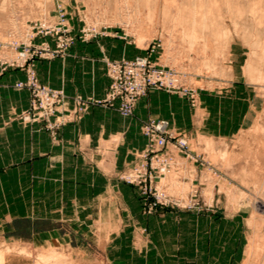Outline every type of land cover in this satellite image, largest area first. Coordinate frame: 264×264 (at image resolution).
I'll return each instance as SVG.
<instances>
[{
	"label": "rangeland",
	"instance_id": "374dc122",
	"mask_svg": "<svg viewBox=\"0 0 264 264\" xmlns=\"http://www.w3.org/2000/svg\"><path fill=\"white\" fill-rule=\"evenodd\" d=\"M5 1L4 8L1 4ZM166 1L0 0V77L9 69L24 72L26 79L16 82L14 88L30 94L29 107L15 118L21 129L17 127L14 135L0 136V163L5 164L0 165V264H219L221 247L213 241L223 234V239H230L232 231L216 232L210 223L216 224L237 211L242 214L239 233L234 238L239 237L241 264H264V0H233V4L213 0L206 26L188 33L181 26L186 20L178 17L177 7L182 0ZM190 8L184 7L181 12L188 13ZM100 38L117 39L134 51L131 60L103 58L111 85V63L126 67L145 59L152 65L147 73L157 68L171 71L191 94L168 91L167 87L149 88L135 101L132 112L124 114L120 98L112 104L107 101L111 85L105 98L96 99L79 94L69 96L63 89L51 88L40 81L39 61L63 59L76 41L87 43ZM69 41L66 48L55 54L60 44ZM30 79L62 98L52 104L50 115L46 116L43 107L50 101L36 99L27 86L19 87ZM232 83L243 91L237 99L217 103L214 98L211 105L214 111L225 106L230 112H243L256 102L258 115L255 124L256 114L248 124L254 125L251 129L232 140L203 137L197 134L196 126L191 130H175L165 119L149 118L142 123L141 132L147 145L136 153L138 162L119 172V179L128 184L125 175L145 161L149 149L147 122L167 121L171 133L188 140L191 156L186 161L176 157L180 165L164 177L167 182L164 186L172 195L189 196V202L196 207L156 205L154 199H145L142 188L128 184L139 192L145 225L138 231H118L108 238L104 223H97L103 202L91 200L89 192L106 185L96 175L97 169L81 167L78 175L73 176L61 175L54 163L18 164L28 152L23 149L27 146L23 144V129L34 124L42 125L51 139L57 141L60 127L79 122L92 108L114 110L125 119L133 118L139 101L154 90L182 98L198 123L203 107L201 93L225 92ZM240 99L248 101L245 105L234 103ZM36 100L37 106H33ZM62 176L74 177L79 182L62 183L58 181ZM82 193L87 195L72 198ZM88 202L95 213L86 212ZM165 210L178 215H168ZM187 214L208 217L207 230L195 229ZM18 219L41 223L32 229L24 221L14 223ZM59 220L62 223L56 222ZM51 233H59L68 241L64 245ZM139 241L142 245L137 244Z\"/></svg>",
	"mask_w": 264,
	"mask_h": 264
},
{
	"label": "crops",
	"instance_id": "0c3cea01",
	"mask_svg": "<svg viewBox=\"0 0 264 264\" xmlns=\"http://www.w3.org/2000/svg\"><path fill=\"white\" fill-rule=\"evenodd\" d=\"M133 56L132 48L117 39L100 38L87 43L78 40L67 57L49 62L39 61L37 72L43 84L54 89H63L69 96L79 94L103 99L111 85L103 58L131 60ZM25 79L24 72L15 69H9L0 77V136H11L15 134L17 127L21 129L15 118L29 107L30 94L27 90H16L14 84ZM227 87L229 88V85ZM228 88L225 92L215 94L206 91L201 93L203 107L200 109L201 120L198 123L192 109L185 106L182 98L154 90L139 101L133 118L125 119L114 110L92 108L79 122L60 127L57 141L51 139L42 125L34 124L30 128L23 129L25 138L23 144H27L23 146V149L28 152H25L26 155L23 156L24 161L22 163L19 161L18 164L25 163L29 166L31 162L40 161L41 164L50 166L54 163L61 175L67 173L73 176L78 175L81 167L84 170L90 169L88 166H91L92 170L97 169L96 175L106 183L103 188L89 192L91 200L103 202L99 206L100 221L97 223H104L108 238L115 236L118 231L131 229L138 231L145 225L141 215L139 192L121 181L118 176L124 168L139 161L136 153L142 152L147 145V139L141 132L142 123L149 118L165 119L175 130H191L192 126H196L197 134L203 137L222 141L232 140L242 132L251 129L254 125L248 124H251L256 114L255 124L258 115L256 102L248 104L249 110L243 112H230L225 109V106L217 107L214 111L211 106L214 98L217 103L233 97L237 99L238 94L243 91L239 85H233V83ZM247 101L240 99L233 102L245 105ZM233 102L232 105H234ZM0 165L5 164L0 163ZM58 181L75 184L79 182L74 177L65 179L63 176ZM80 195H87V193L72 195V198L77 199ZM86 204L90 206L88 210L86 209L87 213L96 212L90 202ZM76 205L79 206V203ZM164 212L168 215H178L169 210ZM241 214L242 212L237 211L230 214L231 217L226 215L225 218H221L216 224L210 223L212 230L216 232L220 229L232 231L230 239H223L224 234L219 233L221 238L213 241L217 247H221L218 251L219 264H241L242 262L241 251L238 249L239 237L234 238V235L239 233ZM186 216L195 229L204 232L207 230L208 217L195 214ZM20 221L30 224L29 227L32 229L41 223L29 219H18L14 223ZM56 222L62 223L61 220ZM54 236L58 237V242H63L64 245L68 241L64 240L59 233ZM137 244L142 245L140 241Z\"/></svg>",
	"mask_w": 264,
	"mask_h": 264
},
{
	"label": "built area",
	"instance_id": "2783aa9c",
	"mask_svg": "<svg viewBox=\"0 0 264 264\" xmlns=\"http://www.w3.org/2000/svg\"><path fill=\"white\" fill-rule=\"evenodd\" d=\"M69 43L70 41L60 44L55 54H59ZM23 56H26V54ZM149 65L152 66L145 59H138L136 63L127 64L126 67L111 63L110 73L113 76V82L107 101L112 104L115 99L120 98L121 111L124 114H130L135 101L143 96L149 88L162 89V87H167L168 91L181 92L185 95L191 94L190 91L182 87L183 85L181 86V82L173 72L157 68L147 73ZM24 86L32 90L36 99L50 101L51 104L43 106L46 110V116L53 113L52 104L57 100H62L61 97L49 93L33 79H30L27 84H19L20 88ZM192 98L195 99L194 94ZM34 102L35 105L33 104V106H37V100ZM145 132L149 138V149L144 155L145 161L128 172L124 180L128 184L142 188L146 196L145 199H154L156 205L160 204L174 208L196 207L195 203L189 202V196L172 195L164 186L167 183L164 181V177L173 172L174 166L180 165L177 163L176 157H183V160L186 161L191 156L188 140L185 137L171 133L169 123L164 120L147 122ZM175 187L174 185L173 190H176Z\"/></svg>",
	"mask_w": 264,
	"mask_h": 264
},
{
	"label": "bare ground",
	"instance_id": "6f19581e",
	"mask_svg": "<svg viewBox=\"0 0 264 264\" xmlns=\"http://www.w3.org/2000/svg\"><path fill=\"white\" fill-rule=\"evenodd\" d=\"M166 1V0H165ZM216 1V0H214ZM213 0H206L205 2L199 1V0H182L181 4L178 5V17L180 16L181 21H185V24H182V28L184 32H193L199 27H205L207 24L208 16L209 14H212V9L210 4L214 2ZM229 2L233 0H227ZM239 2V0H234L233 2ZM9 2V1H8ZM169 1L167 0L166 3ZM233 2H231L233 4ZM7 1L2 2L1 5L6 6ZM184 7H191L188 11V13L183 14L181 11ZM2 10V9H1ZM209 13V14H208ZM210 20V19H209ZM214 20V19H213ZM212 22V21H211ZM181 23V22H180ZM183 23V22H182ZM12 24V23H11ZM200 30V29H199ZM203 30V28H202ZM197 31V30H196ZM186 34V33H185ZM222 34V33H221ZM217 36V35H216ZM227 37V35L225 34ZM225 42V41H224ZM229 43V42H228ZM208 46V45H207ZM205 46V47H207ZM205 49V48H204ZM223 49V48H222ZM252 57V56H251ZM251 62V61H250ZM249 65V64H248ZM255 72V71H254ZM254 76V75H253ZM251 78V77H250ZM228 158V157H227ZM231 159V158H230ZM254 221V220H253ZM256 227V226H255ZM254 238V237H253ZM256 240V239H255Z\"/></svg>",
	"mask_w": 264,
	"mask_h": 264
}]
</instances>
